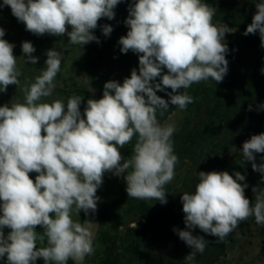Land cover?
Listing matches in <instances>:
<instances>
[{
  "label": "clouds",
  "instance_id": "clouds-1",
  "mask_svg": "<svg viewBox=\"0 0 264 264\" xmlns=\"http://www.w3.org/2000/svg\"><path fill=\"white\" fill-rule=\"evenodd\" d=\"M120 2L3 0L0 8L10 7L12 15L35 35L67 33L69 43L82 46L99 43L91 30L101 18L113 19V9ZM256 9L243 34L258 31L264 47V2L257 3ZM128 12L129 30L119 39L120 50L140 54L139 73L133 69L122 84L106 82L102 98L88 99L83 115L79 96L70 97L66 104L61 99L41 102L56 87L63 53L55 49L47 51L42 74L23 89L24 103L0 106V258L6 256L7 264H35L39 258L45 264H67L69 259L83 264L94 252L91 222L74 221L72 212L73 208L77 213L96 210L100 199L96 193L105 172L127 173L128 197L167 202L164 186L174 179L178 163L172 141L175 126L162 125L157 110L163 115L169 104L184 110L194 98L180 89L209 78L223 81L228 72L224 38L233 31L225 24H214L215 10L202 0H136ZM112 31L110 25L102 27L106 37ZM4 36L0 27V92L19 85L22 74L14 44ZM22 52L25 63L38 62L31 42L22 43ZM165 68L167 74H162ZM157 77L160 82L154 83ZM169 88V100L157 95ZM133 137L132 154L125 160L120 149ZM242 153L252 162L253 171L264 174V163L257 165L254 155L264 153V133L245 141ZM32 172L37 173L35 180L30 178ZM198 176L195 191L181 196L188 229L198 227L223 242L249 217L264 227V191L252 188L253 205L245 196L248 185L239 182L244 175L236 172L234 178L227 171H201ZM37 226L43 234L37 233ZM4 228L10 229L7 236ZM174 231L193 249L185 260L194 261L196 253L204 252V237ZM38 238L46 240L47 246L37 248Z\"/></svg>",
  "mask_w": 264,
  "mask_h": 264
},
{
  "label": "trees",
  "instance_id": "trees-1",
  "mask_svg": "<svg viewBox=\"0 0 264 264\" xmlns=\"http://www.w3.org/2000/svg\"><path fill=\"white\" fill-rule=\"evenodd\" d=\"M135 2L136 0H121L113 9L115 16L111 21L118 24L115 25V30L120 33L115 42L116 56L123 62L139 66L140 54L131 50L122 53V46L119 44L120 37L126 36L129 30L125 23L129 15L128 8ZM256 2L257 0H218L208 6L215 10L213 20L225 22L232 29L244 33L252 22ZM241 40L245 48H256L259 54L252 58L243 56L235 59L228 66L222 82L217 83L211 78L202 81L204 89L199 108H202L205 117L203 125L195 128L186 121L172 136L174 154L178 157L175 172L180 169L183 171L180 186L166 192L167 202L160 206H153L147 199L131 197L136 204L130 206V210L137 218L135 225L127 228L123 240L130 259L137 255L134 257L135 261H147V264H219L226 256L228 242L237 228L223 242H217V237L202 232L198 227L188 229L184 222L181 196L185 192L195 191L199 172L227 171L234 178L235 173L240 172L245 180L239 182L248 185L245 196L253 205L255 194L252 188L257 186L258 190L263 191L264 174L253 171L252 162L243 156L242 147L252 135L264 133V107H261L264 105V73L261 71L264 69V47L261 46L258 31L247 36L243 34ZM162 74H167L166 68L162 70ZM158 82L160 77L154 81ZM208 82L210 86L212 83L217 84L214 92H210ZM168 92H171L170 88L158 91L157 95L169 100ZM175 110L176 106L169 104L163 115L157 110V119L165 120ZM135 142L136 137H133L127 144L130 155ZM254 155L257 165L264 163V153ZM174 229L191 231L193 236L204 237L207 241L204 252L196 253L194 261L185 260L193 249L179 238ZM142 257L144 260H141ZM67 264H73V261L70 259ZM111 264H120V257L114 258Z\"/></svg>",
  "mask_w": 264,
  "mask_h": 264
},
{
  "label": "rangeland",
  "instance_id": "rangeland-1",
  "mask_svg": "<svg viewBox=\"0 0 264 264\" xmlns=\"http://www.w3.org/2000/svg\"><path fill=\"white\" fill-rule=\"evenodd\" d=\"M217 1L202 0L206 4ZM260 2H264V0H257L255 5ZM0 4H3V0H0ZM256 11L255 8L254 13ZM212 22L218 26L225 24L233 31L226 33L224 38V43L228 46V52L226 53L228 66H231L237 58L243 56L252 58L259 54L256 48H245L241 40L243 33L240 30L232 29L225 22L217 20ZM104 25H110L113 29L107 37L102 32ZM115 25L118 24H113L107 17H103L98 21L97 28L91 30L92 34L98 38L99 43L92 41L82 46L73 45L69 43L70 38L67 33L63 36H54L47 33L38 36L27 31L25 25L12 15L10 7L0 8V27L5 30L3 39L14 44L13 54L17 58V67L22 73L19 77V85H9L6 91L0 92V106L17 102L24 103L25 93L23 89L42 74L46 67L47 51L55 49L63 53L60 71L54 79L56 87L52 95L42 98L41 102L50 103L52 100L61 99L66 104L70 97L79 96L82 99L80 110L83 115L88 99L102 98L106 82L114 80L122 84L125 78H130L133 69H136L139 73V66L123 62L116 56L115 42L118 40L120 33L116 32ZM68 31H71V26H68ZM25 41L31 42L35 48L32 55L38 57L36 64L25 63L27 58L22 52V43ZM202 83L204 82L193 84L185 90L188 95L194 98L193 103L187 105L184 110L176 106V110L168 118L159 122L162 125H174L175 132L179 131L186 121H189L191 126L195 128L202 126L205 120L203 110L199 108L202 103L204 89ZM208 84L210 86V82ZM216 85L212 83L209 87L210 92L216 90ZM120 152L125 160L131 156L127 145L121 148ZM121 163H123V160ZM128 171H131V169ZM126 174L125 172L117 176L113 172L104 173L103 183L96 193L100 199L97 202L95 211L90 209L87 213L83 210L77 213L73 208L72 219L74 221L83 223L87 220L98 225V232L93 242L94 252L85 257L83 264H111V261L117 256L120 257V264L148 263L147 261L141 263L135 261L134 257L137 255L130 259L128 251L124 249L123 240L126 230L129 226L135 225L137 218L130 210V206L135 205L136 201L128 197L127 183L124 179ZM29 175L30 178L35 180L37 173L32 172ZM182 175L183 171L181 169L176 171L173 181L165 185L164 191L169 192L175 186H180ZM147 201L153 206L162 204L158 200L147 199ZM35 230L40 234H43L44 231L40 226H37ZM3 231L7 236L10 229L4 228ZM36 243L37 248L47 246L46 240L41 241L39 238ZM141 260H144V257ZM0 264H7L6 256L0 258ZM35 264H45V262L42 258H39L35 261ZM73 264L76 263L73 261ZM219 264H264V227L255 222L254 216L238 225L228 242L227 254Z\"/></svg>",
  "mask_w": 264,
  "mask_h": 264
},
{
  "label": "water",
  "instance_id": "water-1",
  "mask_svg": "<svg viewBox=\"0 0 264 264\" xmlns=\"http://www.w3.org/2000/svg\"><path fill=\"white\" fill-rule=\"evenodd\" d=\"M89 225H86V227H88ZM90 229H91V231H92V233H93V239L95 238V236H96V234H97V232H98V225H97V223L96 224H92L91 223V226H90ZM74 261V260H73ZM75 262V261H74ZM76 263V262H75Z\"/></svg>",
  "mask_w": 264,
  "mask_h": 264
}]
</instances>
